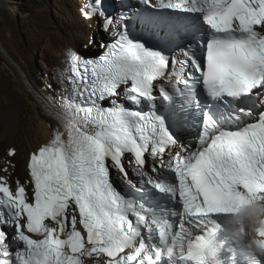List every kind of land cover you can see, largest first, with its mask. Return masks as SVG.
I'll use <instances>...</instances> for the list:
<instances>
[{
    "label": "snow or ice",
    "instance_id": "6c2138e0",
    "mask_svg": "<svg viewBox=\"0 0 264 264\" xmlns=\"http://www.w3.org/2000/svg\"><path fill=\"white\" fill-rule=\"evenodd\" d=\"M137 4L86 3L108 41L96 58L67 54L65 111L30 156L31 191L0 176V264H264L215 219L264 202V0Z\"/></svg>",
    "mask_w": 264,
    "mask_h": 264
},
{
    "label": "bare ground",
    "instance_id": "6f19581e",
    "mask_svg": "<svg viewBox=\"0 0 264 264\" xmlns=\"http://www.w3.org/2000/svg\"><path fill=\"white\" fill-rule=\"evenodd\" d=\"M53 1L58 6L62 23L72 30L67 29L55 34L45 29L37 32L35 37H29L13 14L15 10L13 13L7 11L3 4L5 1L0 0V65L3 69V71L0 69V176L9 178L12 175L15 182L23 177L28 180L25 181L26 185L30 179L27 169L30 156L41 146L49 143L52 129L55 127L52 120L42 112L38 101V94H42L44 78L39 77L35 51L41 48V64L44 73L49 74L60 65V60L68 49L73 48L77 51V38L85 40L87 45L92 43V35L99 38L102 35L97 20L84 19L82 0ZM40 21L43 22L42 18ZM2 79H6L8 85H5ZM21 105H24V108ZM5 140L7 142H3ZM18 141L27 151L23 157L25 173L21 166L13 171L12 165L6 164L11 157L8 156V152L13 150L14 144ZM5 167L8 168L7 173L2 170Z\"/></svg>",
    "mask_w": 264,
    "mask_h": 264
},
{
    "label": "rangeland",
    "instance_id": "374dc122",
    "mask_svg": "<svg viewBox=\"0 0 264 264\" xmlns=\"http://www.w3.org/2000/svg\"><path fill=\"white\" fill-rule=\"evenodd\" d=\"M5 1L3 4L5 6V8L7 9V11L13 13L16 15V18L18 19V21L23 25L22 27L24 28V31L27 33V35L29 37H35L37 32H40L42 30H51L52 32H54L55 34H57L59 31H64V30H72V28L70 29L68 26L64 25L62 23V16L61 14H59V10L57 9V4L54 3L53 0H3ZM11 2V3H7V2ZM17 2L16 4H14L15 2ZM48 3V4H47ZM15 6V7H14ZM15 8V9H14ZM17 8V9H16ZM20 11V12H19ZM42 18L43 22L40 21ZM40 21V23H39ZM97 26L100 28V32H102V27H100L97 23ZM102 34V33H101ZM31 35V36H30ZM63 37H68V36H64ZM77 46H76V50L79 53H85L87 51H93L95 49H97V46L100 44V38L96 37V35H92V43H88L87 45H85V40L80 38H77ZM73 49V48H70ZM75 50V49H74ZM42 50L41 48H38L35 51V64L37 66V68L39 69V77L40 78H45V76H43L44 73V68L43 65L41 64L42 62ZM60 54V53H59ZM0 69L1 71H3L2 69V65H0ZM2 82L5 85H8V82L6 79H2ZM22 108H24V105H21ZM3 142H7L6 140ZM13 150L15 151V155L11 156L8 161H6V164H11L12 165V170L16 171L19 166H21L20 168L23 169V172L25 173V169H24V156L26 154V150L23 149V146L21 143L16 142L14 144ZM15 173V172H14ZM8 178V177H7ZM20 183L22 184H26L25 181H28L26 179H24L23 177H20L19 179ZM8 182L10 183V185L12 187H14L16 185V182L13 180V177L11 175V177L8 178Z\"/></svg>",
    "mask_w": 264,
    "mask_h": 264
},
{
    "label": "clouds",
    "instance_id": "9594fccd",
    "mask_svg": "<svg viewBox=\"0 0 264 264\" xmlns=\"http://www.w3.org/2000/svg\"><path fill=\"white\" fill-rule=\"evenodd\" d=\"M229 223L234 225L231 232L229 233L226 227H223V230L237 247L240 256L247 257L249 251L264 255V237L257 234L264 230V202L243 205L231 216ZM247 245H250L251 249Z\"/></svg>",
    "mask_w": 264,
    "mask_h": 264
}]
</instances>
